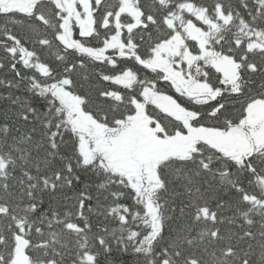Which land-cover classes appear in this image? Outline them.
Instances as JSON below:
<instances>
[{
  "label": "snow or ice",
  "instance_id": "1",
  "mask_svg": "<svg viewBox=\"0 0 264 264\" xmlns=\"http://www.w3.org/2000/svg\"><path fill=\"white\" fill-rule=\"evenodd\" d=\"M0 264H264V0H0Z\"/></svg>",
  "mask_w": 264,
  "mask_h": 264
}]
</instances>
